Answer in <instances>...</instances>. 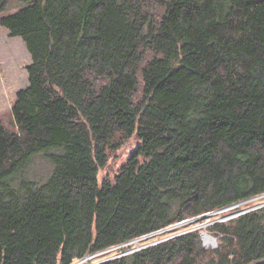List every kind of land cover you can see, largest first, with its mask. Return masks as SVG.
I'll return each mask as SVG.
<instances>
[{
  "label": "trees",
  "instance_id": "trees-1",
  "mask_svg": "<svg viewBox=\"0 0 264 264\" xmlns=\"http://www.w3.org/2000/svg\"><path fill=\"white\" fill-rule=\"evenodd\" d=\"M20 1L0 18L32 55L17 131L0 119V264H72L264 193V0ZM210 229L216 247L194 230L97 264H264V204Z\"/></svg>",
  "mask_w": 264,
  "mask_h": 264
},
{
  "label": "rangeland",
  "instance_id": "rangeland-1",
  "mask_svg": "<svg viewBox=\"0 0 264 264\" xmlns=\"http://www.w3.org/2000/svg\"><path fill=\"white\" fill-rule=\"evenodd\" d=\"M24 6L25 4L20 0H9L8 9L0 13V18L8 14H13ZM163 10L164 6L161 5L157 13ZM31 63L32 55L27 49L23 38L20 36H11L9 29L1 25L0 22V119L10 131H17L18 129L13 116V106L17 100L18 91L29 85L27 66ZM139 144L140 141L137 135L134 134L132 137L125 139L118 146H109L107 148L108 160L106 164L99 169V181H113L121 166L132 156ZM52 169V162L47 159L44 152H41L34 157L25 170V175L28 179H35V181L41 184L50 177ZM263 204L264 193L248 200L234 203L220 210L204 213L207 215L202 218H194L197 217L194 216L184 219L166 228L111 247L109 250L105 251L107 253H103L91 259L82 260L81 258L72 264H97L108 258L133 252L153 243H159L163 240H168L174 236L194 230H199L200 234L205 232L206 234L210 233L214 235L210 229L211 224L218 221L226 222L249 210L256 209ZM201 237L204 246H206L205 242H208V244H210L209 246H212L214 243V241L209 242L203 239L202 235ZM218 240L217 245L219 243ZM122 247H125L124 251L120 250Z\"/></svg>",
  "mask_w": 264,
  "mask_h": 264
},
{
  "label": "built area",
  "instance_id": "built-area-1",
  "mask_svg": "<svg viewBox=\"0 0 264 264\" xmlns=\"http://www.w3.org/2000/svg\"><path fill=\"white\" fill-rule=\"evenodd\" d=\"M210 245V244H209ZM207 246V245H206ZM213 246V245H212ZM213 247H216V246H213ZM110 248H107V249H103V250H101V251H98V252H96V253H90V254H87L86 256H84L83 258H82V260H84V259H91V258H93V257H96V256H99V255H101V254H103V253H107V252H105V251H107V250H109ZM96 264V263H95Z\"/></svg>",
  "mask_w": 264,
  "mask_h": 264
},
{
  "label": "water",
  "instance_id": "water-1",
  "mask_svg": "<svg viewBox=\"0 0 264 264\" xmlns=\"http://www.w3.org/2000/svg\"><path fill=\"white\" fill-rule=\"evenodd\" d=\"M207 214H204V215H200V216H197V217H194V218H202V217H204V216H206ZM201 235L203 236V239H205V235H208L209 237H211V239L214 241V243L212 244L213 246H216L217 245V238L214 236V235H212V234H210V233H208V234H206L205 232H203V233H201ZM205 244L207 245V246H209V244H207V242H205Z\"/></svg>",
  "mask_w": 264,
  "mask_h": 264
},
{
  "label": "bare ground",
  "instance_id": "bare-ground-1",
  "mask_svg": "<svg viewBox=\"0 0 264 264\" xmlns=\"http://www.w3.org/2000/svg\"><path fill=\"white\" fill-rule=\"evenodd\" d=\"M195 221V220H194ZM205 240H207V241H213L212 239H211V237H209L208 235H205ZM207 244H208V242H207Z\"/></svg>",
  "mask_w": 264,
  "mask_h": 264
}]
</instances>
